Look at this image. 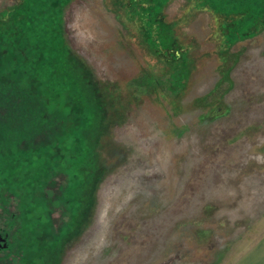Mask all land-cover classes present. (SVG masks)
<instances>
[{"label": "rangeland", "instance_id": "obj_1", "mask_svg": "<svg viewBox=\"0 0 264 264\" xmlns=\"http://www.w3.org/2000/svg\"><path fill=\"white\" fill-rule=\"evenodd\" d=\"M58 1L0 0V18L16 25L10 33L0 27L2 41L34 40L47 16L42 45L27 52L18 45L21 52L4 43L11 50L0 51V62L14 63L17 53L39 73L44 63L57 76L75 77L76 97L95 113L85 131L91 187L96 182L89 209L71 216L62 167L43 187L53 203L50 227H58L54 264H235L264 238V27L254 18L232 27L238 0L154 1L155 23L127 11L130 0H62L57 11ZM22 6L30 16L18 12ZM163 26L168 47L187 52L190 73L179 95L160 79L169 66L156 53L159 44L144 37L154 31L162 42ZM8 71L0 67V125L57 146L54 131L26 121L41 103L32 90L50 89L44 100L58 104L68 95L63 101L43 75L40 87L28 85L29 97ZM148 74L158 77L155 88L142 82ZM100 90L104 100L122 93L125 107L107 104L102 112ZM15 143L27 149L26 140ZM6 145L2 156L12 149ZM3 196L0 226L8 227L20 205L15 194Z\"/></svg>", "mask_w": 264, "mask_h": 264}, {"label": "trees", "instance_id": "obj_2", "mask_svg": "<svg viewBox=\"0 0 264 264\" xmlns=\"http://www.w3.org/2000/svg\"><path fill=\"white\" fill-rule=\"evenodd\" d=\"M61 1L62 0L58 1V4L56 5L57 9L55 10L58 11V8L60 7L58 5L62 3ZM155 1H157L156 3L157 5H159L161 0ZM252 1L254 2L250 4V9L248 10L246 19L248 18L253 20L254 18V20L256 19L255 23H258V21L264 19V16L258 17L259 11L264 12L261 7V5H264V0ZM155 8L156 7L154 5V9ZM24 9L25 7L22 6L21 9L18 10V12L21 14L20 11H24ZM23 15L30 16V13L28 14L24 11ZM43 17L44 18L42 19V21L46 20L45 17L47 16ZM19 18L22 19V17ZM155 18V16H151L149 19L151 20V22L154 21L155 23ZM3 19L4 18H0L1 28L9 30V33L11 32V29L16 28V25L14 23H11L9 21L5 23ZM42 21L40 22L39 28L41 32L37 31L40 33V35L39 37H34V40L32 41L27 40L24 42L21 39V36H14L12 38L9 37L10 39L5 40V42L2 41L3 32L0 31V40L2 42V44L0 45V51L4 54L6 51L11 50V48L4 44L7 42L13 45V49L19 51L24 49L26 52L30 49L32 50L33 45H42L45 40V37H43V28L47 25L45 23H42ZM154 23L151 24V27L153 29ZM154 31L152 33V36H149L145 33L144 37L146 38L147 43L151 42L159 44L158 46L160 49H158L156 53L167 62V64L165 63V65L169 66L168 72L166 74H163V76H160V79L164 83L167 82L169 91L173 92L175 95H179L183 88L186 87L187 78L190 73L188 57L186 56L187 52L183 51L184 49H180L178 51L176 46L168 47L169 28L163 26L161 32L162 42L159 39V34H156L157 32L155 33ZM148 32L149 31L147 30V33ZM153 38H156V41L155 39L153 40ZM18 45H22V49L18 47ZM45 54L46 53H44L43 55ZM12 55L14 57V63L11 61L6 62V59L8 60V57H5V61L3 59L4 62H0V67L5 68L6 71L9 70L8 74L15 75V77L13 76L14 79L23 82L22 84L26 86V88H24V86L22 85V93L25 91L29 97H33L34 95H29L28 93V85L31 84L37 88L38 84L40 85L41 82H43L41 77L44 75L48 77L46 83L48 84L49 82L53 85L55 91L61 94L60 97L63 101L65 99V96L68 95L69 98V100L64 101L66 102L64 104H58L56 102L53 103V101L49 100H46V102L44 99H46L47 96H51V93L49 91L50 89L48 91L40 90L41 88L37 90L31 89L34 93L38 92L39 96H36V98H40L41 103L38 101L39 99L34 102L35 104H37L36 106L30 108V114L28 113L29 117L26 118V121L30 123L31 118L33 127L37 128L41 126L45 127L46 130L54 131L52 134L53 137L59 139V143L57 146H50L49 141H47V143L45 144L43 142L36 143L35 140L31 139L34 138L33 134H31L29 131H25V129L23 131L21 127L11 128V126L3 127L0 125V137L2 139L0 140V146L9 143L6 146H8V149L12 148L9 153L5 154L4 156H2L3 154H0V202H7V199H5L6 197L3 196V193L5 192H7V195L8 193H13L18 197V202L20 205L19 208H21L23 212L25 210V217L28 220L27 224H30L31 228H33L30 236L26 235L27 241L30 242L33 246H37L40 249L45 250L46 246L49 245V241L47 242L45 240L47 235L50 233V223L48 224L47 220H45L44 212L49 210L44 204L52 202H50L51 200L46 197V193L43 187L49 182L51 178V170L62 167L69 173V186L68 189L65 190L66 194L64 196V200L70 207L71 216L74 215L75 211H79L80 207L81 209H83L82 214L84 215L86 213V209H89V207L91 206L89 201L90 192L91 188H94V185H96V182H93V185L91 187V182L89 181L90 168H88V164H86L85 162L88 157L87 154L89 152V147H87L88 140L85 131L91 125L92 120L94 123L93 116L95 115V113L93 112L92 108H90V106H87L84 102L81 103V99L79 97H76L75 77L62 75L57 76L56 74L49 72L51 71V68H46L44 63H42V67L44 68L39 67L42 68V73H39L38 67H35V65H30L31 63L28 62V57L26 58L21 54L18 58L17 53H14ZM57 70L59 71V68ZM85 73H87V71H85ZM16 75L18 77H16ZM87 75H89V73H87ZM142 82L145 84L149 82V87L155 88L156 83L160 81L158 77L155 78L154 75L148 74V77L144 78ZM142 82L138 85L136 84L134 93H141L140 87H142ZM65 89L66 91H64ZM97 93L96 95H94L96 97L99 96V100L101 103L98 106L100 107L102 112H105L104 107L107 106V104L112 108L119 109V104L121 103L122 109L125 107L122 93L118 92V95H111L110 98L106 97L105 100L103 99L105 93L102 90H100V92L98 91ZM129 97L130 96L128 93V98H126L129 99ZM130 98L132 99V97ZM41 104H43V107L40 106ZM52 107H54L53 111H55L58 115L57 117L59 119H57V121L54 120L51 111ZM53 122L55 123L53 124ZM59 122L60 125H58ZM3 128L5 129V131H7L6 133H4ZM57 128H59V130H56ZM20 140H26V150L21 151L17 146V143H15ZM22 154H25L24 158L21 157Z\"/></svg>", "mask_w": 264, "mask_h": 264}, {"label": "flooded vegetation", "instance_id": "obj_3", "mask_svg": "<svg viewBox=\"0 0 264 264\" xmlns=\"http://www.w3.org/2000/svg\"><path fill=\"white\" fill-rule=\"evenodd\" d=\"M131 1L134 2V5L131 4L130 6H128L127 11H130L132 13L136 12L138 15L145 17L154 16L155 0H130V2ZM144 1L147 2L146 5H144ZM249 2L250 0L237 1V6L239 8L237 11H240V13H238V16L240 15V19L235 21L236 23H232L233 28H236L240 21L243 23L244 21H246V17L248 15L247 13L250 9L251 4V2ZM232 12H235V10H233ZM228 16H230L232 19L237 17V15L231 16L230 14ZM228 20H230V18H228ZM263 27L264 19L258 21L257 23V28L260 29ZM24 155L22 154L21 157L24 158ZM44 205L49 210L44 212L45 220H47L48 224L50 223V235L48 234L45 240L47 242H50H48L49 245L46 246L45 250H43L37 246H33L30 242L27 241L26 235L30 236L33 228H31L30 224H27L28 220L25 217V210L23 212L22 209L19 208L20 212H18L17 214L13 213L11 215V220L6 223L8 227L0 226V263L3 260L2 258H4V260H7L4 261L5 263H3L9 264L11 262L9 260L12 257H15V260L11 259L12 261H16V263L13 262V264H54L55 257L50 258V256L53 255V252H57L58 227H56L55 233L50 227L52 225L51 212L53 203L48 202Z\"/></svg>", "mask_w": 264, "mask_h": 264}, {"label": "crops", "instance_id": "obj_4", "mask_svg": "<svg viewBox=\"0 0 264 264\" xmlns=\"http://www.w3.org/2000/svg\"><path fill=\"white\" fill-rule=\"evenodd\" d=\"M235 264H264V238L258 245L242 254Z\"/></svg>", "mask_w": 264, "mask_h": 264}]
</instances>
